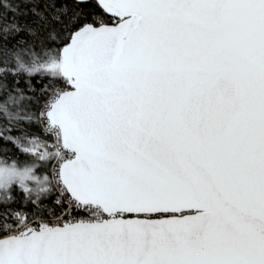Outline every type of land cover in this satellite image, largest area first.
<instances>
[{"label":"snow or ice","instance_id":"obj_1","mask_svg":"<svg viewBox=\"0 0 264 264\" xmlns=\"http://www.w3.org/2000/svg\"><path fill=\"white\" fill-rule=\"evenodd\" d=\"M0 157V264H264V0H0Z\"/></svg>","mask_w":264,"mask_h":264},{"label":"trees","instance_id":"obj_2","mask_svg":"<svg viewBox=\"0 0 264 264\" xmlns=\"http://www.w3.org/2000/svg\"><path fill=\"white\" fill-rule=\"evenodd\" d=\"M0 158H2V157H0ZM9 162H11V160H9Z\"/></svg>","mask_w":264,"mask_h":264}]
</instances>
